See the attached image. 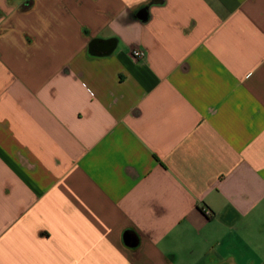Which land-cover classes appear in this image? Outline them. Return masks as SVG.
<instances>
[{"label": "crops", "instance_id": "0c3cea01", "mask_svg": "<svg viewBox=\"0 0 264 264\" xmlns=\"http://www.w3.org/2000/svg\"><path fill=\"white\" fill-rule=\"evenodd\" d=\"M0 264H264V0H0Z\"/></svg>", "mask_w": 264, "mask_h": 264}, {"label": "water", "instance_id": "95a60500", "mask_svg": "<svg viewBox=\"0 0 264 264\" xmlns=\"http://www.w3.org/2000/svg\"><path fill=\"white\" fill-rule=\"evenodd\" d=\"M117 46V41L114 39L101 40L94 39L89 44V51L94 56H109ZM125 245L130 248H136L139 244V237L134 231H126L123 236Z\"/></svg>", "mask_w": 264, "mask_h": 264}, {"label": "built area", "instance_id": "2783aa9c", "mask_svg": "<svg viewBox=\"0 0 264 264\" xmlns=\"http://www.w3.org/2000/svg\"><path fill=\"white\" fill-rule=\"evenodd\" d=\"M132 56H133L134 59H136L138 61H141V60H143L145 58V53L142 50L134 49L132 51Z\"/></svg>", "mask_w": 264, "mask_h": 264}]
</instances>
